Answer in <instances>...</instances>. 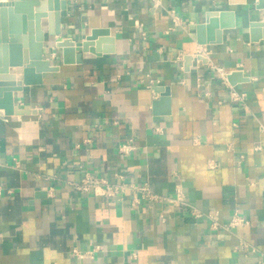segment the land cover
Returning <instances> with one entry per match:
<instances>
[{"label":"crops","instance_id":"1","mask_svg":"<svg viewBox=\"0 0 264 264\" xmlns=\"http://www.w3.org/2000/svg\"><path fill=\"white\" fill-rule=\"evenodd\" d=\"M66 1L61 34L43 48L57 69L13 93L23 114L0 108V264H264V39L250 40V25L264 22L258 0ZM220 12L218 23L233 26L206 30L220 42L199 44L197 27ZM96 29L107 30L99 45L63 64L54 40ZM217 69L248 78L233 85L243 103ZM157 89L168 101L154 107ZM125 143L135 149L120 153ZM86 174L183 202L132 208L129 192L75 190ZM235 215L246 223L229 227ZM95 246L91 257L71 253Z\"/></svg>","mask_w":264,"mask_h":264},{"label":"water","instance_id":"2","mask_svg":"<svg viewBox=\"0 0 264 264\" xmlns=\"http://www.w3.org/2000/svg\"><path fill=\"white\" fill-rule=\"evenodd\" d=\"M257 8L264 9V0L257 1ZM226 13L220 12L218 17L211 16L206 23L197 27L196 37L199 44L220 42L219 31L233 26L232 23L227 25L218 23L217 18H223ZM66 15V0H5L0 2V108L3 109L5 115H21L26 111L14 107L13 93L21 91L23 85L41 84L44 72L57 69L45 58L43 48L44 42L49 38L61 34L63 29L61 18ZM43 21L48 27L46 31ZM260 28H264L262 21H255L250 25L252 42L264 39V33L259 34ZM213 29L219 30L217 37L210 38L208 41L204 39V32ZM106 33L107 30L96 29L80 41L63 37L54 40V46L60 49L63 64H78L89 55L87 53L92 52L90 47L96 44L94 41L98 36ZM96 45L98 46L99 43ZM22 49H24L23 52ZM96 54L99 55L98 47ZM191 59V56L186 57L187 65L191 63ZM16 73L20 74L19 84H12ZM226 79L232 86L248 81V78L238 70L227 74ZM157 91L163 93L158 103L157 101L153 103L154 107L160 102L168 101L167 89H157Z\"/></svg>","mask_w":264,"mask_h":264},{"label":"built area","instance_id":"3","mask_svg":"<svg viewBox=\"0 0 264 264\" xmlns=\"http://www.w3.org/2000/svg\"><path fill=\"white\" fill-rule=\"evenodd\" d=\"M5 0H0V2H3ZM204 53H208L204 49ZM55 56V53H51V57L53 58ZM217 72L220 76L221 82L229 88L230 91V99L232 102H241L243 103L245 94L238 92L235 90L233 86H230L226 76L227 72H224L222 69H217ZM135 147L133 144L125 143L119 146V152L122 154H128L132 150H134ZM212 168L216 167L215 165L211 166ZM119 181L117 182H110L106 180L105 178H93L88 176L87 174L76 184H74V189L80 192H92L97 197H106L111 199H118L122 200L124 195L129 192L131 199H130V206L132 208H136L138 205H140L142 202L145 203H155V202H162L166 201L169 203H173L175 205L182 204V196L181 193L178 192L176 194L175 198H165L158 196L157 194L153 193L149 186L147 184H137L134 182H127L124 179V176H117ZM194 218H199L202 216L200 212L197 210H194L192 212ZM209 218L211 219V227L213 229H218L220 225L215 220V216L209 215ZM246 222L240 218L239 216L235 215L232 220L229 222L228 226H240L245 224ZM225 226V227H228ZM99 250V246H95L92 248V250L87 252H80L78 249L74 248L72 250V255L78 259L91 257L93 253Z\"/></svg>","mask_w":264,"mask_h":264}]
</instances>
